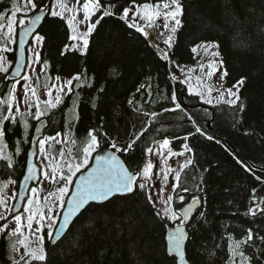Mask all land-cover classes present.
I'll return each mask as SVG.
<instances>
[{
    "label": "trees",
    "instance_id": "16d2710c",
    "mask_svg": "<svg viewBox=\"0 0 264 264\" xmlns=\"http://www.w3.org/2000/svg\"><path fill=\"white\" fill-rule=\"evenodd\" d=\"M14 1L0 0L3 22L14 10ZM53 1L34 0L37 10L48 7L37 31L44 37L38 51L42 74L47 85L57 77L79 74L81 79L73 81L70 93L63 94L61 103L40 119L45 122L42 137L66 133L68 142L76 141L71 145L72 155L80 157L90 129L96 130L98 150L103 151L112 150V140L123 148L142 134L129 153H118L130 170L143 166L146 149L164 139L169 140L175 152L187 145L192 149L188 152L193 163L181 172V189L172 192L176 211L193 196L200 200L186 229L187 263L229 264V236L238 241L250 229L253 240L242 246L243 251L251 264H264V242L260 239L264 237V212L248 214L250 207L264 199V0H180L182 26L175 32L168 59L159 55L163 38L158 33L157 19L150 27L155 48L118 16L105 17L96 24L88 49L81 54L72 48L66 20L50 15ZM109 2L104 0L105 4ZM146 2L156 4L158 0H135L136 4ZM130 5L133 0H118L116 11ZM99 16L100 13L93 16L91 23ZM200 43L218 45L220 61L227 72L223 75L226 88L244 79L234 106L204 103L197 95L188 94L178 81L180 68L194 63L193 48ZM3 45L0 34V46ZM7 55L13 60V52ZM77 83L82 86L76 87ZM12 84L6 73L0 72V115H8ZM173 93L183 112L164 111L174 108ZM145 112L149 115L145 116ZM15 117V121H4L3 152L5 157H11L12 166H8L7 159L0 160L1 195L8 183L16 188L19 185L38 123L27 118L25 128L23 117ZM196 127L204 134L196 132ZM237 158L252 171H246ZM183 187L189 191L183 192ZM178 195H184L183 204ZM156 212L146 188L102 204H90L57 242L52 243L48 233H43L47 253L44 264H177L166 250L168 222ZM3 224L0 221V226ZM88 224L91 230L82 227ZM17 239L10 238L7 232L0 234V264H12L10 245Z\"/></svg>",
    "mask_w": 264,
    "mask_h": 264
},
{
    "label": "snow or ice",
    "instance_id": "6c2138e0",
    "mask_svg": "<svg viewBox=\"0 0 264 264\" xmlns=\"http://www.w3.org/2000/svg\"><path fill=\"white\" fill-rule=\"evenodd\" d=\"M25 3L30 5L32 10H37V5L34 0H25ZM77 3H80V0H77ZM118 0H110L108 4L104 3V0H83L82 9H83V20L77 21L76 15L72 14L69 18H67L68 27L71 29L73 35L70 37L72 40L80 41L82 43V48L80 49L81 54L88 49L89 46V36L92 34L96 24H99L102 19L105 17H112L118 16V18L124 21L127 24L129 29H135L136 32L145 34L144 27L137 21V17L140 20H143L147 23L148 26H151L154 21L163 15L164 17V28L168 30L170 28L171 23V31L175 32L178 27L181 25V20L179 19L180 16L183 14L182 4L180 0H158L156 4L152 3H143V4H136L135 0H133V4L135 5V11H132L129 7H123L122 11L118 12L117 9ZM161 5L167 11L163 13L160 11ZM57 6H59V11L56 10ZM47 6L40 7L38 11L40 13H44ZM65 11L69 13H73L74 10L72 8H66V6L61 2V0H54L51 9L50 15L52 17H60L64 19ZM97 13H100V16L97 18L95 23H88L91 21V18L95 16ZM131 13V14H130ZM42 19L41 15H34L33 17L29 18L27 22L23 18L17 20L16 12H12L11 16L7 19V33L6 35L11 38L14 33V25H18L23 28V32L21 33L20 37V45L23 47V36L30 34L34 31V25L38 24ZM4 16L0 15V29L5 27L4 23ZM87 25L86 31L84 32H77V28L79 24ZM145 37L147 38L146 34ZM44 37L41 35L35 36L36 42H42ZM171 37L166 39L164 43L171 47ZM12 42H15L14 40ZM68 47V46H66ZM73 48L76 46L73 45ZM208 47H218L215 44H208L205 46ZM7 49H0V51H6ZM195 48L193 51L195 52ZM39 53H35V59L39 62ZM214 56L219 55V53H213ZM2 59V58H0ZM161 59H168V53L163 52L161 55ZM222 64V62H221ZM8 69L0 65V72H7ZM18 71V69H17ZM15 74V73H14ZM223 75H227V72H224ZM223 78V77H222ZM25 80L27 77L24 78ZM57 80L60 78L57 77ZM81 79L80 75L77 74L70 79H67L63 85L59 86V92L56 94L54 100H47L44 101L47 108L50 110L61 103L62 97L60 93L64 92L65 89L71 91V86L73 85V81H79ZM183 83V81H180ZM244 79L237 81V85H243ZM79 83H77L76 87H81ZM90 86V85H88ZM57 87V85H53V88ZM143 87V85L141 86ZM234 87H236L234 85ZM15 86L13 85V90ZM103 89H101L102 91ZM27 86H25V92L27 94ZM228 99L224 100L223 96L224 93H221L220 102L227 103L229 106H234L236 101L239 100L238 92L239 88L237 87L236 92H233L231 89H227ZM189 93L192 94V89L189 88ZM32 95L35 96V91H32ZM51 96V92L48 93ZM235 97V99H233ZM172 103L174 108H165L164 111H176L179 110L183 112L184 110L181 108V105L177 103V97L175 93L171 96ZM211 103V101H208ZM131 103V101H129ZM33 105L29 103L28 107L31 109ZM36 111L34 113V118L37 121H40L43 115H47L48 113L44 111L39 103L35 104ZM240 110H243V106H240ZM8 113H12V104L9 103L7 105ZM16 112H20V109L17 108ZM145 116L149 115L147 112L144 113ZM153 116L156 113H152ZM15 121L16 117L14 115H0V160L7 159L9 161L8 166L11 167V157L4 156V137H5V130H4V121L8 120ZM188 119H192V117H188ZM26 126V125H25ZM67 127V126H66ZM70 130V129H69ZM196 132L204 134L199 127H196ZM66 135L57 133V136ZM103 135H107L104 133ZM141 135H136L135 139L131 140L129 143L126 144L123 148L118 146L115 140H112L110 143V149L114 150L111 153L108 151L98 150L100 149V139L96 134L95 129H90L87 133L88 142L82 149V156L78 158V162L75 164L71 162H66L67 164V174H60L59 180L62 181V186L57 189L58 195L53 193H49V197L55 195V200L58 201L57 207H64L67 206V211L62 212V222L59 223V227L55 231V240L61 239L66 230L70 227V224L73 222L71 218L75 217L82 209H85L86 206L90 205L91 203H100L102 204L104 201L109 200L112 196L116 194H129L134 193L137 189L144 190L146 187L145 183H141L138 181V176L141 180H148L150 179L151 170L153 169L154 165L151 162L144 164L143 168L130 170L125 166L122 160L115 154L117 152L127 154L129 153L137 140L141 139ZM208 139H213V137L208 136ZM187 139V137H185ZM55 140L56 143H61V140H56V137H43L38 139L36 142L39 145L40 152L43 153L45 151V145L48 141ZM63 142L67 143V140ZM72 143H76V141H72ZM219 143V141H217ZM169 145V140L164 139L161 148H167ZM185 149L189 152L192 149L188 148L187 145H184ZM19 147L16 149V154H19ZM95 153V155H93ZM146 153H152V149H146ZM64 150L61 149L60 151V158L63 160L64 158ZM69 157H71L72 152L69 149L68 152ZM171 155H183V153H172L169 150V156ZM235 156V154L233 153ZM94 160V165L90 163V161ZM193 161L191 159L186 160L183 164L180 165V170L175 174V183L172 184V191L177 192L178 189H181L180 185V178L181 172H183L184 168L192 165ZM237 163L241 164L242 167H245L246 171H252V169L245 165L239 158H237ZM33 171V167L31 164L27 167L28 175L24 177L25 180L31 178V173ZM207 171V169H205ZM77 173H80L78 179L74 181V177H76ZM45 179H50L55 181L57 176V169L53 167L51 169V176L47 172L44 173ZM167 179V176H165ZM260 179V177H257ZM11 182V181H10ZM75 185V191L71 192V198L65 199V197L69 194V186ZM23 187V184L20 185ZM32 196L27 198V204L23 208V213H26L27 216L14 215L13 219L15 221V228L8 232V236L11 237H19L17 240L13 241L10 245V249L12 251H19L16 247L18 244L19 246L25 249L23 255L20 257V260H24V264H31V261H38L41 264H44L47 260V253L43 247V236H39L38 239L40 240V246L36 248L29 247L28 237H26L22 231L25 225L22 223V220L26 219V227L29 232H33V223L35 222L37 227L34 230V233H42L43 228L45 227V222H47V227L50 229L48 232V236L50 239L53 238V231L52 225L56 223V218L53 215V208L47 207V212H45V207L40 205L39 200L37 197L38 189L32 187L30 189ZM183 192H188L189 189L187 187L182 188ZM255 189H253V203H255ZM160 192L163 193V187L160 189ZM15 193L13 196L15 197ZM179 201L183 204L185 201L184 195H178ZM45 204L48 200V197L44 198ZM148 200L150 203L153 204L155 207L156 201H153L152 197L149 196ZM166 207H164L163 211L157 210L156 215L160 217V219L168 221L169 223L165 224V228H171L170 231L166 234V250L169 255H174L178 257L177 264H185V251H184V244L188 237V233L186 231L187 227L189 226V221L193 210L195 207L199 206L200 200L199 197L193 196L191 203L186 206L180 208L179 211H176L172 207L173 203V196L168 195L166 200L164 201ZM35 204V206H34ZM264 204V199H261L259 204H255V207H250L248 209V214L255 215L257 211L264 212V207L261 205ZM9 214H11V210H9ZM200 216L203 217L204 213H200ZM7 216L0 213V220H6ZM174 225V227H172ZM88 227L91 230V224L82 225V227ZM8 228L7 224L0 226V233H4L5 229ZM33 233V234H34ZM262 242H264V237L260 238ZM253 240V233L249 229L248 234L246 237L242 238L241 240L235 241L229 236V245H228V253H229V264H237V257H239V264H251V258L245 254L243 251V245H248L249 242ZM25 257H28L29 260H25ZM12 264H20L19 261L13 260Z\"/></svg>",
    "mask_w": 264,
    "mask_h": 264
},
{
    "label": "rangeland",
    "instance_id": "374dc122",
    "mask_svg": "<svg viewBox=\"0 0 264 264\" xmlns=\"http://www.w3.org/2000/svg\"><path fill=\"white\" fill-rule=\"evenodd\" d=\"M61 2L66 6V8H72L74 10L73 13H69L65 11L64 19L66 21H67V18H69L72 14L76 15L77 21L83 20V9H82L83 2L79 4L77 3V0H61ZM51 6H50V9H51ZM129 8L132 11H135L134 4L130 5ZM56 10L59 11V6H57ZM34 11L35 10H32L30 5L25 3V0H15L14 1V10L12 12H16L17 20H19L20 18L28 20ZM160 11L163 13L164 11H167V10L164 9L161 5ZM12 12L7 16V18L3 22L5 27L3 29H0V34L3 36V40H4V45L0 46V49H7L6 51H0V58H2L0 59V65L8 69L7 72H1V73L2 74L6 73V75L9 73L13 65V60H14V58L13 60H9L7 54L13 52L15 56L16 36H17L18 28L20 27L18 23L17 25H14V33L11 38H9L6 35L7 19L11 16ZM49 13H50V10H49ZM19 15H20V18L18 17ZM157 20H158V29H159L158 33L163 38V42L159 46V48L157 47V45L155 48H158L159 55H162L163 52H167L171 48V47H168V45H166L164 41L168 39L169 37H171L170 43L172 46L176 31L175 32L171 31L172 22H170V28L168 30L164 28L163 15H161V17L158 18ZM137 21L148 31H150V27L153 25L152 24L151 26H148L147 23L143 20H140L139 17H137ZM88 23H91V21H89ZM86 28H87L86 23L79 24L77 28V32L78 33L84 32L86 31ZM148 33L150 36V32ZM36 35H34V37L32 38V40L30 41L27 47V67H26L25 73L20 79L16 80L13 83V85L15 86V89L13 90V85H12V89H11V93L9 97V103L12 104V113L11 114L8 113V115H14V116L18 115V116L23 117L22 119L24 122H22V124L25 128H27L25 119L31 118L37 121L34 118V113L36 111L35 104L39 103L40 107L44 111H48L49 109L47 108L44 101H47L50 99L54 100L56 94L59 92V86L63 85L67 79H70L66 77L60 78L59 80L54 79L49 85L46 84L45 77L42 74L43 66L40 64V62H37L35 59V53H38L39 45H40V42L35 41ZM72 35L73 33L70 29V37ZM142 35L144 36V34ZM13 40L15 42H12ZM208 44L210 43H200L194 47L196 49L195 52L193 51L194 63L183 65L180 68L179 73H178V78H179L178 81L179 82L183 81L182 84L185 85L187 93H189V88H191L192 94L197 95L200 98V100L205 103H208V104L223 103V102H220L221 93H224L223 99L227 100L228 94L226 90L231 89L233 92H236L237 87L240 88L241 85L235 84L236 87L232 86L230 88H226L224 86L223 78H222L224 74V68L221 64L219 55H216V56L213 55V53H218L217 47L206 48L205 46ZM71 45L72 46L75 45L76 47L75 48L72 47V48L81 52L80 49L82 48V43L80 41L72 40ZM25 77H27L26 80L24 79ZM38 81H40L41 86H39ZM53 85H57V87L53 88ZM25 86H27V89H28L27 94L25 92ZM33 90L35 91V96L32 95ZM49 92H51V96L48 95ZM68 93H70V91L65 89L64 92L60 93V95L62 96L63 94H68ZM233 99H235V97H233ZM208 101H211V103H209ZM29 103L33 105L31 109H29L28 107ZM0 105H1V100H0ZM17 108L20 109V112H16ZM43 117L44 115L41 118ZM61 134H64V133H61ZM52 137H56V140H61L62 142L56 143L55 140L48 141L45 145V151L43 153L40 152L39 145L37 144L36 162L40 169V181L37 183V185L33 187L38 189L36 198L39 200L40 205L45 207V212H47V207L50 206L53 208V215L55 216L56 223H57L59 213L61 209H63V207L62 208L57 207L58 201L55 200V195H58L57 189L60 186H62V183H63L62 181L59 180V175L67 174L66 162H71L75 164L76 162H78L79 157H74L73 155L69 157L68 152H69V149H71L72 143L68 142L67 135L57 136L56 134ZM64 140H67V143L63 142ZM162 142L158 143L157 145L151 148L152 153H146L145 151L144 164L151 162L154 165V167L151 170L150 179L146 181L140 179L142 183L146 184L145 188L147 192V197L151 196L153 201H156L154 208L157 210H160L161 212L163 211L164 207H166L164 201L166 200L167 196L172 195V192H173L172 184L176 182L174 179L176 172L180 170L181 164H183L186 160L191 159V154L187 150L182 149L179 152H175L170 148V145H168L167 148H161L160 146ZM61 149H63L65 153L63 160H61L60 158ZM169 150H171L172 153H183V155L169 156ZM94 154L95 153H93V155ZM53 167L57 169L56 180L53 181L50 179H45L44 173L47 172L49 176H51V169ZM165 176H167V179H165ZM162 187H163V193L160 192V189ZM70 188H71V185L69 186V191H70ZM16 190H17L16 187L11 182L7 184L6 188L4 189L3 195L0 194V213L7 216V219L5 220L6 221L5 224L8 225V228L5 229V232L7 233L15 228V221L13 219V216L9 214V210L12 209V206L14 204L16 195L14 197L13 194L14 193L16 194ZM49 193H53L55 195L49 197ZM31 196H32V193L29 190L27 198ZM45 197H48L46 204L44 200ZM66 198L67 196L65 197V199ZM26 204H27V200L25 201L24 206H26ZM151 205L153 206L152 203ZM20 214H23V216L25 217L27 216L26 213H23V209ZM0 221L3 222L4 220H0ZM22 223L25 225L22 231L24 235L28 237L29 247L30 248L39 247L40 240L38 239V237L41 235L44 237L43 233L44 232L48 233L50 230L47 227V222H45V227L43 228L42 233H34V230L37 227L35 222L33 223V232H29V230L27 229L26 219L22 220ZM56 223L52 225V229H51L52 231ZM16 247L19 249V251L18 252L13 251V256H12L13 260L19 261L20 264H23L24 260H20V257L23 255L25 249L19 246L18 244L16 245ZM25 260H29V258L25 257ZM237 264H239V257H237Z\"/></svg>",
    "mask_w": 264,
    "mask_h": 264
},
{
    "label": "water",
    "instance_id": "95a60500",
    "mask_svg": "<svg viewBox=\"0 0 264 264\" xmlns=\"http://www.w3.org/2000/svg\"><path fill=\"white\" fill-rule=\"evenodd\" d=\"M47 11H48V7L46 8L44 13H40L37 10L29 17V18H31L34 15H41L42 19H41V21L38 24L33 26L34 27V31H32L28 35L23 36V41H24L23 47H21V45H20V37H21V33L23 32V28L22 27L18 28L17 36H16V51H15L13 65H12V67H11L9 73H8V79L16 80V79L20 78L24 74L25 69H26V65H27V47H28L30 41L32 40V38L34 37V35L37 34L38 28H39L40 24L42 23V21L44 20ZM17 69H18V71H17ZM44 126H45V122L41 121V122H39L37 124V126L35 128L34 136H33V139H32V144H31V147H30V149L28 151V155H27L25 172H24V175L22 176V178L20 180V183H19V186H18V189H17V193H16V198H15L14 204L12 206V215L13 216L17 215L18 213L21 212L30 188L32 187V185L38 183V181H39V169H38V166H37L36 160H35L36 159L35 158L36 157V143H37L36 141L41 137ZM108 152L111 153L112 151H108ZM117 156L120 158L119 155H117ZM90 163L94 165V160L91 161ZM29 164L32 165L33 171L31 173V178L28 179V180H25L24 177L26 175H28L27 167H28ZM79 176H80V173L75 177L74 181L76 179H78ZM138 178H139V176H138ZM21 184H23V187L20 186ZM75 190H76L75 189V185L74 184L71 185L70 193L68 194L67 199L71 198V192H74ZM130 194L131 193L123 194V195L122 194H116V195L112 196L110 199H112L114 197H117V196H124V195H130ZM109 200H106V201H109ZM106 201H104V202H106ZM190 203H191V201L189 203L185 204L183 207L188 206ZM91 204H98V203H91ZM88 206H86V207H88ZM196 209H197V207L194 208L192 215L194 214ZM83 210L84 209H82L75 217L71 218L72 221H74ZM64 211H67V206L66 205L63 207V209H62V211H61V213L59 215V219L57 221V224H56V226L54 228L53 238L51 239L52 243H55V242H57L59 240L58 239V240H55V242H53V240L55 239V231L59 227V223L62 222V215L61 214ZM192 215H191V217H192ZM172 227H174V225ZM170 230H171V228H167L166 234ZM165 237H166V235H165ZM186 241H187V239H186ZM186 241H185V244H186ZM165 242H166V239H165ZM185 244H184V251H185ZM170 256H172V257H174L176 259V263L178 262V259H179L178 257H175L174 255H170ZM185 264H188L187 261H186V258H185Z\"/></svg>",
    "mask_w": 264,
    "mask_h": 264
},
{
    "label": "bare ground",
    "instance_id": "6f19581e",
    "mask_svg": "<svg viewBox=\"0 0 264 264\" xmlns=\"http://www.w3.org/2000/svg\"><path fill=\"white\" fill-rule=\"evenodd\" d=\"M144 32H145L146 36L148 37V30L146 28H144Z\"/></svg>",
    "mask_w": 264,
    "mask_h": 264
}]
</instances>
